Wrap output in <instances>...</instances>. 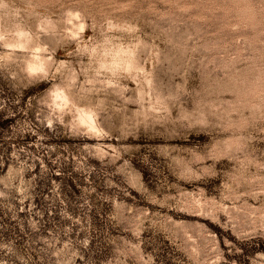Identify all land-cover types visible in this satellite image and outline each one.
<instances>
[{
    "label": "rangeland",
    "instance_id": "obj_1",
    "mask_svg": "<svg viewBox=\"0 0 264 264\" xmlns=\"http://www.w3.org/2000/svg\"><path fill=\"white\" fill-rule=\"evenodd\" d=\"M0 264H264V0H0Z\"/></svg>",
    "mask_w": 264,
    "mask_h": 264
}]
</instances>
